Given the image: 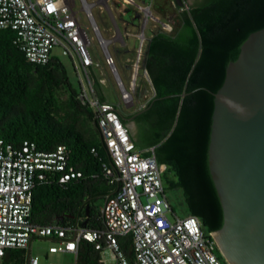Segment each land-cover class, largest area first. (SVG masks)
<instances>
[{
    "label": "trees",
    "instance_id": "obj_1",
    "mask_svg": "<svg viewBox=\"0 0 264 264\" xmlns=\"http://www.w3.org/2000/svg\"><path fill=\"white\" fill-rule=\"evenodd\" d=\"M173 1L178 10L170 29L154 30L142 55L153 94L144 104L148 106L132 117L137 126L132 138L140 148L152 147L156 161L166 165L164 187H180L187 213L198 216L204 230H214L222 212L207 165L212 92L241 41L264 25V0ZM13 34L11 28L0 27V138L13 145L28 138L43 150L63 143L69 149L68 161L82 172L64 182L37 180L31 189L29 218L41 224L98 226L99 210L92 200L103 198L112 184L102 174L100 163L109 157L93 113L74 97L76 91L57 56L44 64L31 63L12 42ZM65 83L71 99L60 113L52 89ZM95 86L104 97L97 81ZM132 113H120L121 121L125 124ZM117 241L130 256L129 235H118ZM24 249L5 248L0 264H22ZM217 255L223 259L218 250ZM72 264H103L100 250L80 238Z\"/></svg>",
    "mask_w": 264,
    "mask_h": 264
},
{
    "label": "built area",
    "instance_id": "obj_2",
    "mask_svg": "<svg viewBox=\"0 0 264 264\" xmlns=\"http://www.w3.org/2000/svg\"><path fill=\"white\" fill-rule=\"evenodd\" d=\"M81 2L88 24L79 20L73 0H0V27L13 30L12 42L31 63L44 64L57 56L51 52L54 46L69 57L77 77L74 97L93 113L109 157L100 166L112 190L104 195L98 208V226L32 222L29 215L33 184L46 177L64 182L80 177L82 172L68 161L69 149L63 143L43 150L28 138L16 145L0 138V259L7 247L27 248L31 237L48 236L54 241L47 247L49 252L75 253L82 238L92 242L100 252L108 249L114 264H228L218 257L211 230L203 229L198 216L174 213L162 180L165 163L156 161L152 147L135 145L127 125L121 121L117 104L99 97L95 86V81L102 83L103 79L96 77L92 69L97 61L87 47L91 39L88 27L96 35L102 63L113 75L123 104L131 98L130 89L142 54V34L141 30L136 34L139 44L128 86L124 87L107 49L109 42L119 40L117 29L107 38L101 36L91 5L103 4L110 13L109 2L119 7L133 4L143 20L151 18L148 5L134 0ZM162 27L170 29L169 24ZM90 150L94 152L93 147ZM145 150L150 153L144 154ZM123 234L130 237V256L117 241V236ZM26 264H37V256L27 255ZM45 264L60 262L47 260Z\"/></svg>",
    "mask_w": 264,
    "mask_h": 264
},
{
    "label": "water",
    "instance_id": "obj_3",
    "mask_svg": "<svg viewBox=\"0 0 264 264\" xmlns=\"http://www.w3.org/2000/svg\"><path fill=\"white\" fill-rule=\"evenodd\" d=\"M212 95L207 165L222 221L210 233L228 264H264V25L241 41Z\"/></svg>",
    "mask_w": 264,
    "mask_h": 264
},
{
    "label": "rangeland",
    "instance_id": "obj_4",
    "mask_svg": "<svg viewBox=\"0 0 264 264\" xmlns=\"http://www.w3.org/2000/svg\"><path fill=\"white\" fill-rule=\"evenodd\" d=\"M90 1V0H87ZM193 0H187V3H191ZM135 3L138 4H147L150 10L151 18H147L143 20V15L141 12L137 13V25L142 24L143 27V35H146L149 32V27L152 30L163 29V24H171V21L176 16V11L178 10L175 7V3L173 0H134ZM128 4V3H127ZM81 0H73V8L76 10L79 20L88 24V19L85 16V12L81 7ZM110 8V13L116 23H118L117 10L113 3H108ZM185 5V3H184ZM127 8H131L132 11L136 8L133 4L126 5ZM91 13L94 21L96 22L99 32L101 36L107 38L110 36L111 32L114 30L112 16H110L109 11L105 8L103 4H93L91 5ZM136 10V9H135ZM109 27V29H106ZM88 35L90 36L88 50L93 60L99 62V64L93 66V70L97 75H104L106 77V83L104 85V92L109 101H112L117 104L118 110L123 113L132 112L137 108L144 106L146 101L152 96L153 89L150 81L148 80L147 74L142 70L141 71V61L139 60V65L137 72L135 73L133 86L130 89L131 98L130 100L123 104L120 98V90L115 83V79L108 67L102 63V53L97 42L96 35L93 31L88 27ZM139 42V38L127 37L126 43L127 46H135L137 47ZM107 49L110 51L114 58V64L117 70V73L122 81L124 87L128 86V79L130 78V73L132 70V60L134 58L133 51H126L123 49V46H120L117 41L109 42L107 44ZM51 52L56 54L62 63L68 84L71 88L77 89V77L72 66V63L67 55L61 54L60 49L57 46H54L51 49ZM100 65V66H99ZM100 67H102L103 73L100 71ZM52 95L56 104H58L60 108V113L63 110L67 109V105L69 100L71 99L70 88L68 85L60 84L57 87L52 89ZM82 116V115H80ZM85 122L87 126L90 125V120L85 117ZM165 194L168 199V202L174 211V213L178 216L185 215L188 212L187 205L185 203L182 191L180 187H165ZM103 198L102 196L95 197L92 200V204L95 209L99 208L102 204ZM54 243V241L48 236H33L30 238L29 245L27 249H24L23 253V263L26 264V252L28 255H36L37 256V264H45L47 260H55L60 262V264H72L74 260V253L71 251H54L49 252L47 247L49 244ZM108 250V249H107ZM217 253V250H215ZM105 256V260L103 264H114L113 260L109 257L108 251L103 253ZM107 257V258H106Z\"/></svg>",
    "mask_w": 264,
    "mask_h": 264
},
{
    "label": "crops",
    "instance_id": "obj_5",
    "mask_svg": "<svg viewBox=\"0 0 264 264\" xmlns=\"http://www.w3.org/2000/svg\"><path fill=\"white\" fill-rule=\"evenodd\" d=\"M115 5V4H114ZM126 5L128 4H125L124 6H116V10H117V17H118V23L115 22L113 16H112V13H110V16H112V20L114 21L113 25H114V29L117 31L118 33V39L119 40H115L118 42V44L120 46H123V49L126 50V51H133L134 53V50L136 49L135 46H127V43H126V40H127V37H133V38H136L137 37V32L139 30H141V34H142V38H141V59H142V55L145 51V45H146V42H147V39L149 38V36L152 34V32H154V30H152L150 27H149V32L148 34L146 35V37H144L143 35V27L142 24L140 25H137V13L138 11L134 9V11L131 10V8H127ZM142 26V27H141ZM141 28V29H140ZM106 29H109V27H107ZM113 32V31H112ZM111 32V34H112ZM110 34V35H111ZM139 44V42H138ZM138 46V45H137ZM135 55V53H134ZM134 59V58H133ZM141 63V71L143 70L144 71V68L142 67V61L140 62ZM97 64H99V62H97ZM100 66V65H99ZM93 69V68H92ZM100 71L103 73V70H102V67H100ZM94 72V70H93ZM146 73V72H145ZM95 76L96 77H99V78H102L103 81L102 83H99L100 84V87H101V91H102V94L105 98H107V96L105 95V92H104V85L106 83V77L104 75H97L95 72H94ZM129 80V79H128ZM127 80V81H128ZM153 89V88H152ZM138 109V108H137ZM120 111V110H119ZM135 111V110H134ZM132 111V112H134ZM120 113L122 115H126L128 113H130L129 111L127 113H123L120 111ZM125 124L129 125L130 126V129H131V136H135V133H136V130H137V126H136V123L134 122V120L132 119V123H130V120H128V118H126V122ZM51 238V237H49ZM52 239V238H51ZM53 240V239H52ZM29 245V243H28ZM28 247V246H27ZM108 250L105 248L103 251L100 252V260L104 263V260H105V256H103V253L107 252ZM108 254H109V257H110V253L108 251ZM107 258V257H106ZM111 258V257H110ZM112 259V258H111Z\"/></svg>",
    "mask_w": 264,
    "mask_h": 264
},
{
    "label": "flooded vegetation",
    "instance_id": "obj_6",
    "mask_svg": "<svg viewBox=\"0 0 264 264\" xmlns=\"http://www.w3.org/2000/svg\"><path fill=\"white\" fill-rule=\"evenodd\" d=\"M86 209V208H85Z\"/></svg>",
    "mask_w": 264,
    "mask_h": 264
}]
</instances>
